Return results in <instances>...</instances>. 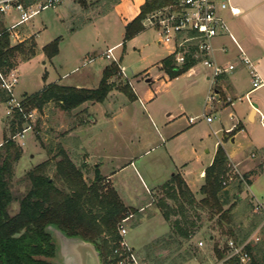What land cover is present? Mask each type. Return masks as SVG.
<instances>
[{
  "label": "rangeland",
  "instance_id": "374dc122",
  "mask_svg": "<svg viewBox=\"0 0 264 264\" xmlns=\"http://www.w3.org/2000/svg\"><path fill=\"white\" fill-rule=\"evenodd\" d=\"M86 1L88 5L83 9L77 0H61L54 7L42 9L26 22L19 24L17 28L9 29L11 44L23 41L27 50L33 43L35 54L25 60H22V54H17L13 59V68L4 76L9 81L10 73L13 72L16 82L11 88L12 100L0 104V142L5 133L9 135V122L13 116L12 106L15 101L20 102L25 96L38 92L51 83L63 86L78 85L84 88L97 87L104 67L113 63L112 59L105 58L103 53L117 42H120V46L115 48L114 54L119 64L124 65L128 79L119 67L118 76L110 80L115 86L128 80L131 89L138 93L143 102L130 99L123 91L112 89L103 101L85 102L71 111L62 110L55 102L47 103L41 110L31 109L32 115L23 119L21 130L13 137L21 148V157L13 166L11 179L13 192L15 194L24 192L26 184L23 178L29 169L48 159L52 162L53 158L58 159L59 147H62L74 161L81 156L84 159L86 150L91 157L90 163L101 162L104 165L106 163L104 168L120 165L124 162V158L130 155L134 167L139 172L140 162H146L151 177L157 181L164 177L160 169L168 164L165 154L169 152L176 167L186 171L192 186L197 187L201 183L198 178L199 170L207 164L216 140L210 125L202 116L203 111L197 115L192 127L179 137L181 139L156 146L160 141L158 134L160 133L161 136L164 134L159 123L148 118L143 110V106L148 110L146 97L150 92L158 102L170 106L178 107L182 102L180 92L191 78L186 72L171 78L161 69L159 63L161 58L171 52L172 44L158 43L156 30L147 25L145 19L143 20L145 28L123 41L124 25L120 16L111 11L113 0ZM132 2V5H135L136 0ZM0 13L7 28L19 19V12L14 9ZM35 33L37 36L34 35ZM28 35L30 36L27 37ZM56 37H59L57 52L49 58L45 55L43 46ZM143 70H147L146 74L141 72ZM7 110L10 112L7 113ZM195 114L197 112L191 115ZM242 116V121L248 127L238 136L241 142L238 151L243 158L254 163L248 171L243 172L258 173L249 180L248 188L238 183L228 186L231 194L238 193L239 189L242 190L241 198L234 202L233 207V221L236 230H239L237 240L249 237L260 222V214L252 212L253 206L250 202L252 196L264 202V151L256 149L250 140L256 134L264 135V129L257 121L252 124L247 123L244 118L245 112ZM18 122L19 118L15 119V129L18 127ZM25 128L28 129L24 132ZM137 129L141 131V137L148 136V141L144 143L135 141ZM79 145L82 148L79 149ZM146 150L148 151L145 152ZM159 154H162V157L154 160ZM113 156L116 159H112ZM153 163H156L155 168L152 166ZM94 168V165H89L88 169L83 168V178L87 183L94 177ZM49 175H53V168L49 170ZM118 176L125 179L131 188V193L141 195L139 199L142 200L141 202L151 200V193L145 190L132 167H127ZM142 178L148 185L150 180L145 175H142ZM103 182L107 184L105 179ZM159 196L160 192L157 191L152 205L138 212L135 209L133 216H129L123 222L126 228L124 237L129 244L137 247L141 240L147 241L152 233H160L167 229V223L161 215L149 216L154 211ZM17 211L18 201L15 200L11 203L8 212L13 215ZM199 213L204 226L200 235H197L203 243L206 242L205 236L210 233L215 234L220 243H223L227 238L226 234L213 230L214 221L207 220V212ZM262 233L264 237V232ZM187 245L181 243L176 247L173 244L175 247L174 249L172 247L171 253L168 249L161 248L150 254L139 255L137 252L136 254L143 264H160L161 261L163 264H169V260L180 259L183 256L184 247ZM197 248L199 249L198 246ZM201 248H204V245ZM159 253L161 256L157 258ZM259 255L262 257V254ZM166 259L168 262L165 261Z\"/></svg>",
  "mask_w": 264,
  "mask_h": 264
},
{
  "label": "trees",
  "instance_id": "16d2710c",
  "mask_svg": "<svg viewBox=\"0 0 264 264\" xmlns=\"http://www.w3.org/2000/svg\"><path fill=\"white\" fill-rule=\"evenodd\" d=\"M118 1L113 0L112 4ZM173 1L175 0H144L137 15L124 25L123 41L145 28L143 20L148 14ZM77 3L83 9L88 5L86 0H77ZM58 39L56 37L43 46L47 57L56 54ZM25 46L23 41L11 44L10 33L0 13V75L5 76L13 68V59L17 54L23 55L22 60L34 56L35 44L32 43L27 50ZM187 58L184 64L176 66L174 54L170 53L160 60L161 69L169 77H176L197 61L189 56ZM118 74L119 67L113 62L104 67L95 88L51 83L38 92L25 96L20 104L25 112L31 109L41 110L49 102L57 103L64 111H71L85 102L103 101L114 87L125 92L130 99H135L127 81L115 86L110 80ZM10 98L11 94L2 86L0 79V104L6 103ZM11 117L9 135L5 133L0 143V264H53L51 259L55 256V243L51 234L45 230L50 224L68 236H80L92 241L100 253L102 264H115L116 256L112 248L119 239L117 227L121 219L132 214L135 209L122 202L116 190L103 182L104 178L97 170L93 179L87 183L83 178L85 164L76 165L62 147L58 148V159L53 158V162L48 159L29 169L23 178L26 184L24 192L15 194L11 179L13 166L21 157V148L13 136L21 130L24 118L17 109ZM17 118L19 122L15 129L14 121ZM227 162L225 150L218 145L211 163L204 169L203 183L198 190L199 198L195 197L178 174L159 187L160 196L156 200V206L168 223L169 232L148 244L146 253L150 254L148 251L155 248L168 249L171 253L172 247L174 249L177 244L186 243L188 245L184 247L183 256L169 260V264H182L198 258L200 250L191 243L204 226L199 213L204 211L208 213L207 220L214 221L213 230L227 236L223 243H220L215 234L205 236L210 256L215 260L225 256L227 239L233 238L237 242L245 240L236 239L239 230H236L233 221L234 202L239 198H235L236 194H231L228 188L221 185V176L226 171ZM51 168L52 176L49 175ZM15 200L18 201V211L10 215L8 210ZM257 243L259 244L255 246ZM246 249L251 256L248 264H264V237L256 243L247 244ZM160 256L161 253L157 258ZM160 264H163L162 261ZM224 264L241 263L237 258L231 257Z\"/></svg>",
  "mask_w": 264,
  "mask_h": 264
},
{
  "label": "crops",
  "instance_id": "0c3cea01",
  "mask_svg": "<svg viewBox=\"0 0 264 264\" xmlns=\"http://www.w3.org/2000/svg\"><path fill=\"white\" fill-rule=\"evenodd\" d=\"M132 1L134 0H119L118 3L112 6L111 11L120 16L123 25L137 15L139 7L144 0H136L135 5H132ZM228 5L229 7L234 8L236 12L231 13L229 9H224L220 10V15L225 20L230 33L241 47L244 55L250 60L252 68L248 67L241 61L239 50L231 38L227 34L221 33L212 41L213 51L211 57L214 62L222 66L232 64L233 69L217 76L213 87L215 99L211 103H205V97L209 88L211 69L204 66L201 62L196 61L194 65L185 71L191 80L180 92L182 101L180 106H170L158 102L151 92L146 97V100L148 101V110L143 106L146 116L151 120L158 122L161 131L164 134L163 136H161L160 133L158 134L160 136V141L156 146H161V144L165 145L166 142L174 139H181L179 137L185 131H188L196 121L190 123L188 120L189 117L197 116L202 111L206 116H211V121H207L204 117L203 118L205 122L210 125L211 132L216 140L214 142L213 153L208 159L207 164L199 170L198 178L201 180V183H199L197 187L192 186L186 171L182 168L178 169L176 167L173 156L169 152L165 154L169 161L168 164H165V167L162 165L163 168L160 169V172L164 175L161 180L164 181H157L151 177L146 162H140V173L139 170L134 167L133 159L130 155L124 158L122 164L107 168H104L106 167V163L105 165L101 162H96V164L90 163L91 157H89V153L86 150L84 151V159H82L83 157L81 156L76 161L72 160L76 165L81 163L85 164L86 169L89 168V165H94L95 168L93 169V174L95 173V170H97V172L105 179L107 185L116 190L122 202L128 207L136 209L137 212L152 205L155 198L154 195L159 191V187L170 180L175 174H178L195 197L199 198L200 194L198 193V190L203 183L204 169L211 163L218 145H221L225 150L228 160L238 164L242 171H248L250 167L254 165V163H250L239 154L238 150L241 142L238 140V136L241 133H244V130L246 131L248 127L246 126V123L242 121V114L244 112V118L247 123L252 124L257 121L264 129L259 121V115L264 117V0H228ZM132 8L134 9L131 12ZM34 35L37 36V33ZM114 46H116V48L119 47L120 42H117L110 47ZM120 65L123 67V75L128 79L125 74L124 65ZM146 71L147 70H143L141 72L146 74ZM253 71L256 73L259 80L257 86H253L252 84ZM128 83L130 82L128 81ZM76 87L79 86L77 85ZM113 89L115 90L116 88L114 87ZM132 91L135 96L134 100H138L142 103L143 101L140 99L138 93L135 90ZM194 112H197V114L191 115ZM213 122H215V124L212 125ZM136 134L135 141H138V143L148 141V136L142 134L144 136L141 137V131L139 129L136 130ZM250 140L256 149L264 151V135L256 134V136L251 137ZM78 148L80 149L82 146L79 145ZM79 151H77V153H79ZM147 151L148 150L145 152ZM160 157H162V154L157 155L154 160ZM112 159H116V157L113 156ZM126 162L129 163L125 164ZM152 166L155 168L156 163H153ZM127 167L133 168V172L144 185L145 190L151 193L150 201L141 202L142 200H139L141 195H138L135 192L131 193V188L127 185L125 179L118 176V174ZM257 173L258 172L251 174L247 172L246 175L249 176V180H251V178ZM142 175H145L150 180L148 185L144 183ZM241 192L242 190L236 193L235 198H241ZM155 214L162 216L156 204L154 211L150 213L149 216ZM168 232L169 225L167 223L166 230L160 233H152L147 241L141 240L137 247H135L134 244L130 245L139 255H144L148 250L146 246L151 243L152 239L159 238ZM200 233L201 231L198 234L200 235ZM197 236L192 239V242L198 246V241L202 240L200 236ZM203 245L204 248L198 246L200 250L198 258L191 259L182 264H221L218 263V260H215L210 256L208 243L205 242ZM157 249L161 248H155L148 252L156 251Z\"/></svg>",
  "mask_w": 264,
  "mask_h": 264
},
{
  "label": "built area",
  "instance_id": "2783aa9c",
  "mask_svg": "<svg viewBox=\"0 0 264 264\" xmlns=\"http://www.w3.org/2000/svg\"><path fill=\"white\" fill-rule=\"evenodd\" d=\"M61 0H0V11L6 12L14 9L19 12V19L10 25L7 30L17 28L21 23L26 22L34 15L38 14L42 9L54 7ZM229 9L231 13H235L234 8L229 7L228 0H175L147 15L145 20L147 25L156 30L160 44H172L171 53L174 54L175 65L181 66L187 61V57L195 58L204 66L211 69L209 79V88L205 97V103H211L215 99L214 85L218 75L233 69L232 64L222 66L213 61L211 53L213 51V39L221 33L227 34L236 45L240 53L241 61L248 67L252 68V64L248 57L244 55L241 47L238 45L229 28L220 15V10ZM10 33V32H9ZM116 46L109 47L104 51L105 58L112 59L114 63L120 67L123 73V67L119 64L118 58L114 54ZM2 86L11 94V88L16 82V76L10 73V80L7 81L4 76L0 75ZM259 80L256 73L252 72V84L257 86ZM12 100V96L9 101ZM12 110L17 109L21 112L22 117L27 119L32 115L31 111L25 112L19 101H15ZM10 110H7L9 113ZM207 121H211V116L202 115ZM197 116L189 117L190 123L196 120ZM259 121L264 127V117L259 115ZM29 128V127H28ZM28 128L23 129L25 132ZM14 137V136H13ZM232 183H238L246 188L249 185V176H247L238 166L228 160L226 171L221 176V185L228 188ZM254 198V199H253ZM253 204V212L261 214V222L251 233V235L241 242L229 238L226 241V254L218 263L224 264L225 260L235 257L241 264H248L251 260L250 253L246 249L249 243H256L261 239L264 230V202L258 201L254 196L251 198ZM129 214L121 219L117 227L119 239L114 243L112 248L113 254L116 256L115 264H143L132 246L125 240L126 228L123 222L129 218ZM203 242L198 241V246H202Z\"/></svg>",
  "mask_w": 264,
  "mask_h": 264
},
{
  "label": "water",
  "instance_id": "95a60500",
  "mask_svg": "<svg viewBox=\"0 0 264 264\" xmlns=\"http://www.w3.org/2000/svg\"><path fill=\"white\" fill-rule=\"evenodd\" d=\"M55 243L53 264H102L100 253L92 241L80 236H68L55 225H47Z\"/></svg>",
  "mask_w": 264,
  "mask_h": 264
}]
</instances>
